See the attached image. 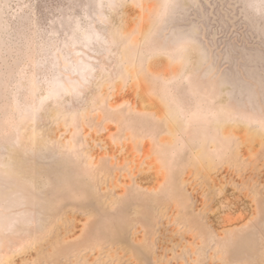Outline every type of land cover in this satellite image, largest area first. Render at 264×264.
<instances>
[{
  "label": "rangeland",
  "instance_id": "obj_1",
  "mask_svg": "<svg viewBox=\"0 0 264 264\" xmlns=\"http://www.w3.org/2000/svg\"><path fill=\"white\" fill-rule=\"evenodd\" d=\"M0 264H264V0H0Z\"/></svg>",
  "mask_w": 264,
  "mask_h": 264
}]
</instances>
